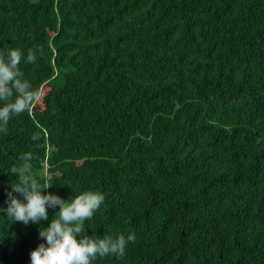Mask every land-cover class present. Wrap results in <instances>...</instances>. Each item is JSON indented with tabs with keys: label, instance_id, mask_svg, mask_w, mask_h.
I'll list each match as a JSON object with an SVG mask.
<instances>
[{
	"label": "trees",
	"instance_id": "obj_1",
	"mask_svg": "<svg viewBox=\"0 0 264 264\" xmlns=\"http://www.w3.org/2000/svg\"><path fill=\"white\" fill-rule=\"evenodd\" d=\"M13 48L40 99L0 132V209L31 152L45 195L104 196L77 239L135 235L92 264H264V0H0ZM58 211H0V264Z\"/></svg>",
	"mask_w": 264,
	"mask_h": 264
},
{
	"label": "clouds",
	"instance_id": "obj_2",
	"mask_svg": "<svg viewBox=\"0 0 264 264\" xmlns=\"http://www.w3.org/2000/svg\"><path fill=\"white\" fill-rule=\"evenodd\" d=\"M22 58L23 53L19 49L0 51V102H3L0 106V132H7L13 115L30 111L40 99V93L23 78L24 73L19 67ZM35 60L36 50L29 49L26 62L34 63ZM19 159L22 163L13 173L18 178L11 183V191L7 193L8 206L0 211L10 220L27 225L48 220V208L59 206L51 223L39 230V236L46 243L31 251V264H92L97 257L122 258L125 255L128 243L136 239L134 234L127 238L124 235L100 238L85 234L77 239V234L85 233V221L90 220L103 203L101 193L83 191L70 201L52 193L45 195L43 190L52 184H41L31 172L32 153H22Z\"/></svg>",
	"mask_w": 264,
	"mask_h": 264
}]
</instances>
